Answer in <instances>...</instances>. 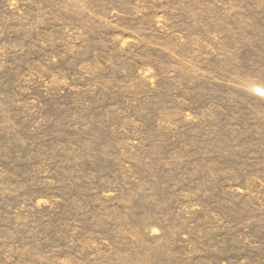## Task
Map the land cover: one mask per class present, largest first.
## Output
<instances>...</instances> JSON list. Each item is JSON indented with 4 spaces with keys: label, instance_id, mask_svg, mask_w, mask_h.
Returning a JSON list of instances; mask_svg holds the SVG:
<instances>
[{
    "label": "rangeland",
    "instance_id": "rangeland-1",
    "mask_svg": "<svg viewBox=\"0 0 264 264\" xmlns=\"http://www.w3.org/2000/svg\"><path fill=\"white\" fill-rule=\"evenodd\" d=\"M0 264H264V0H0Z\"/></svg>",
    "mask_w": 264,
    "mask_h": 264
}]
</instances>
